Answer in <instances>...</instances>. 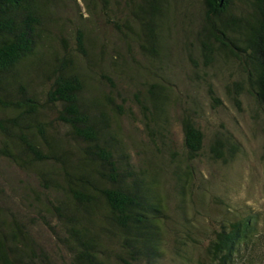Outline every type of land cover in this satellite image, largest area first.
Listing matches in <instances>:
<instances>
[{
  "label": "trees",
  "instance_id": "trees-1",
  "mask_svg": "<svg viewBox=\"0 0 264 264\" xmlns=\"http://www.w3.org/2000/svg\"><path fill=\"white\" fill-rule=\"evenodd\" d=\"M56 2L0 0V153L35 177L41 190L32 197L36 220L70 261L56 260L27 221L0 212V264H150L162 256L172 226L169 193L178 199L179 223L192 243L187 210L204 198L196 165L206 142L200 106L183 100L166 71L171 2L83 0L86 13L103 18L146 61L140 71L135 64L142 78L134 104L147 136L136 147L138 160L121 129L128 112L112 74L119 61L112 60L110 70L106 51H92L86 26H78L67 45L53 27ZM202 3L197 38L205 65L222 54L238 60L245 79L227 85L229 96L240 107L247 93L264 110V0ZM209 96L222 102L213 89ZM177 106L182 150L172 140ZM240 149L232 132L217 131L208 156L228 163ZM257 218L249 213L223 224L210 237L204 264H236Z\"/></svg>",
  "mask_w": 264,
  "mask_h": 264
},
{
  "label": "rangeland",
  "instance_id": "rangeland-1",
  "mask_svg": "<svg viewBox=\"0 0 264 264\" xmlns=\"http://www.w3.org/2000/svg\"><path fill=\"white\" fill-rule=\"evenodd\" d=\"M56 1L57 14L53 27H56L57 35L61 34L65 38L67 45L72 43L75 29L78 26H86V31L94 43L92 51H106L107 56L111 58L107 63L110 70L114 66L112 60L119 61L113 67L112 74L121 95L117 98L128 112L120 120L121 129L135 159L138 160L140 157L136 147L147 143V136L142 129L138 108L134 104V92L140 86L142 78L135 64L140 71L146 64L145 59L139 55L133 44L122 42L103 18L86 13L83 0ZM170 2V36L167 39L169 63L166 71L183 100L200 106L199 122L206 134V142L205 151L196 165L202 171L200 188L204 198L203 201L197 199L187 210V218L193 231L192 237L197 240L192 243L179 223L183 218L180 216L178 199L169 193L170 224L173 229L171 226L164 236L162 256L150 264L209 263L206 247L210 243V237H214L223 224L236 218H244L249 213L257 214V228L247 244H242L236 264H264V110L254 97L247 93L240 98V107L229 96L227 85L245 79L243 67L238 60L222 54L216 57L210 67L205 65L197 38L203 25L202 0ZM103 42L105 44L102 47ZM122 63H125V66L119 67L118 64ZM118 69L121 71L118 72ZM210 89L215 90V94L222 101L220 104H215L210 98ZM178 110L179 106L173 110L175 119L172 125V140L175 148L182 150V130L176 118ZM225 130L232 132L241 149L228 163L213 161L208 156L210 139L215 132ZM35 193H41L35 177L22 171L0 153L1 215L24 219L56 260L70 261L69 253L56 242L55 236L51 235L44 221L36 220V211L31 205L35 202L32 199ZM113 264L125 263L117 261ZM138 264L149 263L142 261Z\"/></svg>",
  "mask_w": 264,
  "mask_h": 264
}]
</instances>
